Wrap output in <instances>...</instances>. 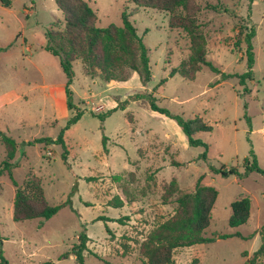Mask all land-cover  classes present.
Returning <instances> with one entry per match:
<instances>
[{
	"label": "rangeland",
	"instance_id": "rangeland-1",
	"mask_svg": "<svg viewBox=\"0 0 264 264\" xmlns=\"http://www.w3.org/2000/svg\"><path fill=\"white\" fill-rule=\"evenodd\" d=\"M86 1L96 12L99 28L121 26L124 11L135 13L130 20L150 51L153 78L143 87L132 73L129 83L111 85L98 76H85L82 63H74L73 104L84 115L64 133L67 166L61 146L26 144L41 138L56 140L75 115L68 110L67 99L62 109L52 102L51 89L65 84L66 76L59 59L43 48L48 29L64 28L63 15L54 0H0V48L5 49L0 53V132L18 144L13 177L20 186L37 178L49 205L62 206L50 220L15 222L16 188L8 175L1 177L4 257L9 264H77L72 249L85 232L90 241L84 264H144L140 253L144 238L175 214L176 197L164 201L172 179L189 193L204 177L203 184L219 192L205 236L230 237L177 251L174 263L189 264L198 258L201 264H260L254 254L263 245L264 176L221 177L212 168L226 166L244 173L245 159L253 152L264 169V0L197 1L207 60L221 73L205 67L194 81L171 77V71L188 59L190 42L182 30L169 27L168 13L135 10L129 0ZM208 4L234 14L206 10ZM252 29L253 80L242 85L239 76L248 71L246 37ZM223 74L235 77L223 81ZM162 80L167 82L154 90ZM149 94L174 115L202 116L213 127L212 132L198 135L208 148L189 147L175 121L151 111L142 98ZM121 103L124 111L103 123L97 117ZM205 152L207 160L201 157ZM5 159L0 140V166ZM240 197L251 201L250 219L231 228V204ZM118 199L122 208H115Z\"/></svg>",
	"mask_w": 264,
	"mask_h": 264
},
{
	"label": "trees",
	"instance_id": "trees-1",
	"mask_svg": "<svg viewBox=\"0 0 264 264\" xmlns=\"http://www.w3.org/2000/svg\"><path fill=\"white\" fill-rule=\"evenodd\" d=\"M198 0H129L135 6V10L146 8L169 14V27L173 30H182L189 38L190 55L178 68L171 71V77L179 75L188 81H194L199 72L207 67L211 71L220 74V70L207 60V38L198 20L200 6ZM58 10L64 18L62 30L51 28L45 33L44 50L59 59L61 69L66 76L65 94L69 111H75V115L69 119L65 128L56 140L41 138L26 143L28 146L45 144L47 146L59 145L63 149L62 159L68 164L69 151L64 140V133L76 125L83 117L81 109L73 104V92L71 86L74 83V63L80 61L86 71L87 77H99L105 83H126L130 80L132 73H136L143 87H147L152 81L150 66V51L144 43L143 38L131 22L130 18L135 13L122 14V25H110L107 28L97 26V15L86 0H54ZM4 7H8L6 1H2ZM206 10L216 13L234 14L231 10L221 5L208 4ZM255 31L247 35V68L248 71L239 76L240 84L253 80V68L255 55L251 43ZM0 48V53L4 52ZM233 75H222V80L233 78ZM167 80H162L155 88L164 85ZM149 103L150 109L177 123L182 133L186 136L188 146L191 148L204 147L208 145L198 138L201 133H210L213 127L204 121L202 116L192 119H184L182 116L174 115L167 109L158 106V98L152 94L142 97ZM125 108L123 104L105 114L97 116L103 123L113 113ZM0 140L6 149V159L0 166V178L8 175L16 188L13 205V220L15 222H26L31 220L47 221L55 216L62 206L49 205L43 187L37 178L28 180L20 186L13 177L16 164L12 161L16 157L18 144L16 140L0 132ZM108 138L103 137V148H106ZM207 160V152L201 156ZM245 172L240 173L237 168L228 169L226 166L220 169L212 168V172L221 177L236 176L240 179L251 173L264 176V169L258 163L256 155L251 152L250 157L244 162ZM204 177L197 181L193 192H183L177 180L170 182L164 194V201L176 197L175 214L156 228L144 238L140 246V253L144 264H175L174 255L178 249L190 248L196 245L210 244L215 239H227L230 236L219 235L206 238L205 232L212 220L213 206L218 199L219 192L215 187L203 184ZM67 204V203H66ZM65 204V205H66ZM167 204V203H166ZM63 205V206H65ZM123 201L117 200L115 208H122ZM251 201L248 197H240L231 204L232 214L229 219L231 228L245 225L251 215ZM109 232V230H108ZM262 247L254 254V261L262 264L264 257V227L261 230ZM235 237L243 238L240 234ZM90 238L82 232L78 238V244L73 246L72 252L76 257L77 264H84V252L88 250ZM68 254H65L66 257ZM244 256L247 257L246 254ZM0 264H9L0 248ZM43 264H55L46 262ZM190 264H200L198 259H193Z\"/></svg>",
	"mask_w": 264,
	"mask_h": 264
},
{
	"label": "crops",
	"instance_id": "crops-1",
	"mask_svg": "<svg viewBox=\"0 0 264 264\" xmlns=\"http://www.w3.org/2000/svg\"><path fill=\"white\" fill-rule=\"evenodd\" d=\"M116 82H111L109 84H114ZM129 83V82H127ZM66 84V83H65ZM65 84L63 85H60V86H56L54 88L51 89V96H52V102L55 106L59 107L60 109H62L63 107V104L66 102V94H65ZM72 87V86H71ZM115 103V102H113ZM202 245H205V244H202ZM198 246V245H196ZM194 247V246H193ZM192 248V247H190ZM183 249H186V248H182V249H178L177 251H181L180 253H183L184 250ZM176 251V252H177ZM175 252V253H176ZM174 258H175V255H174ZM195 259H198V258H195ZM199 260V259H198ZM188 262V261H187ZM192 262V261H191ZM189 262V264L191 263ZM200 262V261H199ZM201 264V262H200Z\"/></svg>",
	"mask_w": 264,
	"mask_h": 264
}]
</instances>
